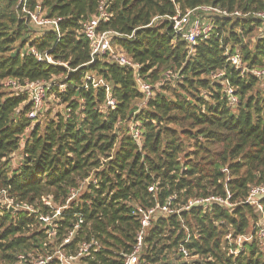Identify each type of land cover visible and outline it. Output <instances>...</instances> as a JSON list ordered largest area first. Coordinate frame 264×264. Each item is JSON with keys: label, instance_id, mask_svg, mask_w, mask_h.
Listing matches in <instances>:
<instances>
[{"label": "trees", "instance_id": "trees-1", "mask_svg": "<svg viewBox=\"0 0 264 264\" xmlns=\"http://www.w3.org/2000/svg\"><path fill=\"white\" fill-rule=\"evenodd\" d=\"M20 1L0 0V198L9 202L0 203V264H15L20 255L30 264L52 253L80 220L65 251L92 239L101 248L77 264H123L141 228L137 205L164 203L173 194L181 204L218 195L235 205L158 214L144 239L143 261L264 264V244L256 238L237 255L229 253L227 235L247 234L259 217L246 199L252 186L264 183V80L242 76L226 50L239 51L249 69L264 68V19L256 15L264 12V0H106L111 18L99 31L134 33L113 43L137 68L108 54L92 61L82 25L102 0H29L63 19L60 38L52 29L35 33L20 15ZM205 5L241 15L208 16L211 34L191 47L169 17ZM31 49L58 63L39 61ZM168 70L179 78L167 79ZM222 70L225 75L214 79ZM89 75L105 85H94ZM138 77L153 88L145 104ZM8 79L22 86L50 82L48 109L29 118L30 93L11 91ZM227 81L237 104L228 101ZM108 96L117 105L102 109ZM153 183L158 189L151 193ZM45 216L53 217L52 227ZM180 244L198 258H184Z\"/></svg>", "mask_w": 264, "mask_h": 264}, {"label": "built area", "instance_id": "built-area-1", "mask_svg": "<svg viewBox=\"0 0 264 264\" xmlns=\"http://www.w3.org/2000/svg\"><path fill=\"white\" fill-rule=\"evenodd\" d=\"M21 7V17L27 19L32 23L36 29L46 30L52 29L56 31L58 38L61 36L60 23L63 20L60 17H49L44 10L41 3H37L34 7L29 6V0H21L19 3ZM232 15H241L239 11L229 12L227 9H222L216 6H200L198 8L187 10L185 13H178L174 16L169 17L170 21L173 24V29L175 32L183 36L191 45L195 46L200 38L208 37L213 30V25L208 16H220V17H229ZM257 16L264 19V12L256 13ZM111 18V13L108 11L106 0H102L98 7V12L93 15V17L85 20L82 25V31L86 38L89 40L92 47V61L98 55L108 54L112 60L119 63L123 66H128L132 68L140 67L139 64L135 63L131 58L127 56L125 52L121 49H117V46L114 45V37H126L128 39L134 38L133 34H121L115 31H99V26L102 22H107ZM228 62L240 72L242 76L251 73L256 77L264 80V68L263 69H249L247 64L243 61L239 51L230 52L227 49ZM32 53L39 61L47 62L50 64H56L57 61L48 53V52H39L36 49H31ZM225 75V71H218L212 76L214 79H220ZM167 79L170 78H179L177 72L168 70L166 72ZM88 80H91L94 85L104 84L102 79L97 80L94 76L89 75ZM138 82L141 89L145 93V100L142 104H145L147 100L153 97V88L152 85L148 82L143 81L141 77H138ZM5 85L9 89H15L17 91L28 90L30 93L31 100L34 103L33 110L29 113V118L35 119L38 115V112L44 108V105L47 100V93L51 89L52 84L46 81H35L29 82L26 85H20L14 79H8L5 82ZM109 91V88H107ZM228 101L231 104H237L239 98L235 93V88L228 83L225 88ZM109 93V92H108ZM117 101L115 98L108 96L105 105L101 108L109 107L115 108ZM131 133L135 140L140 143L141 133L136 123L131 125ZM158 189L157 184L153 183L149 186V192H155ZM75 194V191L73 192ZM230 195V194H229ZM176 195H170L164 203L157 202L155 205L150 207H144L142 205H137V214L139 215L141 221V228L137 233L136 244L134 249L130 253H123L122 257L123 264H162L161 262L146 263L142 260V254L144 251V239L149 233L150 228L153 225V221L158 214H176L181 210L190 209L194 206H199L204 209V211L212 208L214 205H219L227 208H233V204L229 197H221L218 195H210L208 197H199V198H190L187 203L181 204V202H176ZM264 183L260 185H254L251 187L249 195L246 199V203L255 207L256 212L259 214V217L255 223V232L250 234H243L237 236L235 239L231 234L227 235L229 242V253L237 255L240 252V249L243 247L244 242L252 241L256 238L259 242L264 244ZM46 203L50 204V202ZM181 204V206H180ZM19 206V205H18ZM11 207V205H10ZM29 211H33V208L30 206H21ZM60 210H57V215L60 214ZM42 221L47 224V227H52L51 223L53 217L45 216L41 217ZM83 220H80L75 228L69 231L68 235L65 237L63 242L57 245L52 253L40 255L38 257H32L30 264H77V262L82 257H87L92 254L93 251H98L101 248V245L94 239L90 241L81 242L74 251L66 252L65 245L69 244L74 237L77 230L80 228ZM189 232V230H187ZM50 235L54 233L53 228L50 230ZM190 239V233L187 236L185 243ZM234 244V245H233ZM179 253L183 255L186 259H191L198 257V255H192L191 252L186 248L184 244H180ZM15 264H28L26 257L24 255L19 256V260Z\"/></svg>", "mask_w": 264, "mask_h": 264}, {"label": "rangeland", "instance_id": "rangeland-1", "mask_svg": "<svg viewBox=\"0 0 264 264\" xmlns=\"http://www.w3.org/2000/svg\"><path fill=\"white\" fill-rule=\"evenodd\" d=\"M36 31V32H35ZM34 32L35 33H40V31H39V29H36ZM117 49H120L119 47H117ZM96 78V77H95ZM11 91H17V90H15V89H10ZM16 93V92H15ZM45 107L47 106V109H48V107H49V104H47V102L45 103V105H44ZM54 109H57V107H55ZM59 109V108H58ZM21 152L20 151H18V152H16V154L15 155H13V161L14 162H18L19 161V159L21 158ZM0 203L2 204V205H5V203H7V204H9V202H8V200H6V199H4V198H0ZM256 223V222H255ZM255 223H254V225H253V222H252V224H251V227H250V229H249V232L247 233V234H250V233H253L255 230H256V228H255ZM172 255V254H171ZM198 257H195V258H192L193 260L194 259H197ZM191 260V259H190Z\"/></svg>", "mask_w": 264, "mask_h": 264}, {"label": "water", "instance_id": "water-1", "mask_svg": "<svg viewBox=\"0 0 264 264\" xmlns=\"http://www.w3.org/2000/svg\"><path fill=\"white\" fill-rule=\"evenodd\" d=\"M10 208H11V210H14V208L12 206Z\"/></svg>", "mask_w": 264, "mask_h": 264}]
</instances>
